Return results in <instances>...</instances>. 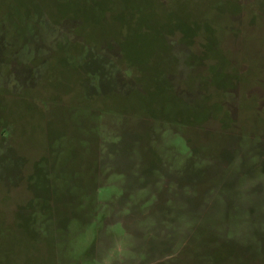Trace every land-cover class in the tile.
<instances>
[{"label":"rangeland","instance_id":"rangeland-1","mask_svg":"<svg viewBox=\"0 0 264 264\" xmlns=\"http://www.w3.org/2000/svg\"><path fill=\"white\" fill-rule=\"evenodd\" d=\"M0 264H264V0H0Z\"/></svg>","mask_w":264,"mask_h":264}]
</instances>
